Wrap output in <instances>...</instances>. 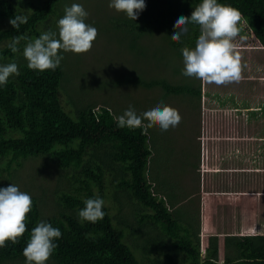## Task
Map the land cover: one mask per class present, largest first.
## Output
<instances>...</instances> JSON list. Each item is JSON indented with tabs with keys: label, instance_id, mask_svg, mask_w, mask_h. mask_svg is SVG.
Returning a JSON list of instances; mask_svg holds the SVG:
<instances>
[{
	"label": "trees",
	"instance_id": "1",
	"mask_svg": "<svg viewBox=\"0 0 264 264\" xmlns=\"http://www.w3.org/2000/svg\"><path fill=\"white\" fill-rule=\"evenodd\" d=\"M62 1L65 0H0V61L7 64L11 60L6 59L22 57L29 40L45 30H54L62 14ZM200 2L146 0V8L135 21L123 14L112 17L109 24L119 30L121 39L130 43V49H135L143 34L167 33L173 52L180 55L182 48L195 47L200 29L199 25H189V32L178 42L171 38L177 30L173 23L181 14L190 16ZM218 2L240 11L242 20L234 40L235 51L244 55L242 62L254 72L256 59L264 57V0ZM18 14L28 18L19 30L9 23ZM14 37H22L16 53L7 47ZM12 62L19 63V75H10L8 83L0 87L2 168L22 166L30 158L50 157L64 172L62 188L55 193L56 211L46 212L32 197L26 230L16 243L5 241V246L0 247V264H25L23 248L40 221L49 222L62 233L46 264H145L138 256L136 241H141L146 261L165 241V235L171 237L170 246L188 259V264H264V232L260 231L264 225L257 226L259 232L215 236L200 245L196 232L168 206L151 179L149 168L154 151L149 126L146 130L119 128L115 118L124 111L97 107L95 103L80 104L70 98L66 106L63 93L67 72L63 62L57 69L43 72L30 69L26 58ZM134 81L146 87L159 86L168 94L187 93L203 98L249 124L254 122V113L264 115V98L241 100L235 94L225 95L189 83L173 84L164 78ZM255 139L253 154L250 153L253 164L263 156L256 144L263 140ZM234 152L237 158L238 151ZM0 187L6 185L0 183ZM96 196L105 201V216L95 223L80 221L77 213L84 207V200ZM144 210L151 212L142 213ZM200 257L204 258L203 263L198 261ZM152 258V264L154 258L158 260L157 256ZM170 258L175 264L171 255Z\"/></svg>",
	"mask_w": 264,
	"mask_h": 264
},
{
	"label": "rangeland",
	"instance_id": "2",
	"mask_svg": "<svg viewBox=\"0 0 264 264\" xmlns=\"http://www.w3.org/2000/svg\"><path fill=\"white\" fill-rule=\"evenodd\" d=\"M62 3L61 17L65 6L82 4L89 13L86 23L98 30L88 51L63 52L62 62L67 72L65 105L72 98L80 104L95 103L97 107L107 106L115 111H125L132 106L140 113L158 101L174 107L181 116L177 126L161 131L158 125H149L154 151L149 172L159 195L183 223L196 232L200 245L215 236L224 238L259 232L258 227L264 225V115L254 113V122L249 124L203 98L187 93L168 94L159 86L146 87L134 79L164 78L173 84L200 85L203 89L235 94L248 101L264 98L261 74L242 68L238 81L221 85L186 77L182 74L183 56L173 52L167 33L143 34L141 44L130 49V43L123 37L122 40L119 30L109 24L112 17L124 14L110 8L109 0H65ZM52 31L58 33V27ZM18 57L6 60L11 63L25 58ZM254 137L263 140L256 143L258 152L263 154L259 168L230 161L220 172L215 171L217 158L223 151L235 145L250 146ZM2 164L0 161L2 185L13 183L35 197L46 212L56 211L55 193L62 188L64 170H60L53 159L30 158L22 166L11 169L2 168ZM146 212L151 211L142 213ZM132 220L137 224L136 219ZM260 231L264 232V226ZM165 236V241L160 240V245L150 255L157 256L153 264H173L170 255L175 264H188V259L170 246L171 237ZM140 242L136 241L138 256L142 263L152 264L150 257L143 259ZM198 261L203 263L204 258Z\"/></svg>",
	"mask_w": 264,
	"mask_h": 264
},
{
	"label": "clouds",
	"instance_id": "3",
	"mask_svg": "<svg viewBox=\"0 0 264 264\" xmlns=\"http://www.w3.org/2000/svg\"><path fill=\"white\" fill-rule=\"evenodd\" d=\"M110 8L123 12L126 17L135 21L146 8V0H109ZM89 13L82 4L73 3L65 6L64 15L58 19L56 31L42 32L23 48V56L28 61V67L43 72L57 69L63 60V52H86L92 47L97 37V28L86 23ZM24 15L11 17L9 23L17 30L27 23ZM242 20L241 13L235 7L221 4L218 0H201L190 16L179 15L173 27L176 31L171 38L181 41L189 32V25H199L200 34L196 39L195 47L181 49L184 67L182 74L186 77H195L207 83L217 85L238 81L241 78V57L235 51V38L239 35ZM22 37H14L7 47L16 53ZM23 39H28L23 37ZM19 75L15 62L0 63V87L8 83L10 75ZM144 118H147L145 121ZM117 127L147 129V126L156 124L161 131L179 124L181 116L177 109L158 101L151 107L138 113L130 106L122 115L115 118ZM33 201L29 193L21 191L15 184L0 187V247L5 241L17 242L26 230V214L29 213ZM105 201L96 196L84 200V207L77 215L80 221L95 223L103 219ZM62 235L57 227L47 221H40L31 230L27 245L22 254L25 264H46V261L57 248L56 240Z\"/></svg>",
	"mask_w": 264,
	"mask_h": 264
},
{
	"label": "crops",
	"instance_id": "4",
	"mask_svg": "<svg viewBox=\"0 0 264 264\" xmlns=\"http://www.w3.org/2000/svg\"><path fill=\"white\" fill-rule=\"evenodd\" d=\"M236 53L241 57V64L242 66L245 65V63L242 62V60L244 61V55L241 53V52H237ZM256 60L257 63V72L259 74H261L260 76H264V57H260L259 59L257 58ZM243 69H247L248 67H242ZM242 99V98H241ZM222 109V108H220ZM246 123H249L247 121H245ZM252 143L250 146H232L231 148L223 151L220 156H218L217 158V161H216V164H217V168H215V171L216 172H220L223 168V166L227 163V162H238V163H241L242 165H246V166H252L254 168H259L260 167V164L262 163V158L259 159V161H257L256 163L254 162L251 163L250 162V153L253 154V151H254V143L256 141L255 137L254 139H252ZM234 151H238V155H237V158L235 157V152ZM242 156H243V159H242ZM262 159V160H261ZM252 164V165H251Z\"/></svg>",
	"mask_w": 264,
	"mask_h": 264
}]
</instances>
